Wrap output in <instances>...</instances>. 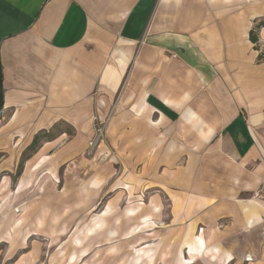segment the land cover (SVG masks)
<instances>
[{
	"label": "crops",
	"instance_id": "crops-1",
	"mask_svg": "<svg viewBox=\"0 0 264 264\" xmlns=\"http://www.w3.org/2000/svg\"><path fill=\"white\" fill-rule=\"evenodd\" d=\"M260 53L264 0H0V184L19 167L16 189L50 182L84 154L92 116L112 108L126 201L122 228L106 224L99 240V224L91 237L90 221L69 230L83 193L63 207L47 192H0V264H39L53 247L50 264H264ZM11 200L19 214L4 209ZM148 244L149 256L131 251Z\"/></svg>",
	"mask_w": 264,
	"mask_h": 264
},
{
	"label": "rangeland",
	"instance_id": "rangeland-1",
	"mask_svg": "<svg viewBox=\"0 0 264 264\" xmlns=\"http://www.w3.org/2000/svg\"><path fill=\"white\" fill-rule=\"evenodd\" d=\"M111 109L103 115L102 117L106 116L108 118V121L110 119V113L112 112ZM92 120V118H91ZM107 121V124H108ZM92 125V124H91ZM64 130L67 132L66 139H71L73 135V130L71 127H66ZM52 136V135H50ZM66 140V141H67ZM90 140V139H89ZM87 149L85 150L84 154L73 159L72 161H69L68 163H65L64 165L59 166L55 172L54 175L51 177L50 182L38 184V182L35 183H27L20 185L19 189H16V182H17V175L19 170L17 168L10 170L8 173H2V176H8L9 178L5 184H0V192H14L16 190L21 191L24 194H27L28 192H47L49 194H52L53 199L51 200L53 206L54 204H65L62 205L63 207L68 204V207H75L77 204V200L74 198L75 193L79 192V194L83 193L84 199L83 207L86 211V213L83 214V216H74L73 220H71V217H69V221L71 220L73 222V227H71L70 232L76 228L75 224H88L90 221V225L85 227L84 234L85 236L91 237V229L93 224H99L101 226L100 232H99V240L108 239L110 236V231L105 230L106 224L113 225L115 221L118 222L117 225H120L121 216L119 209H123L125 206L126 201L124 200L123 196H119L118 192L122 190H118L116 188L118 187H124V184L120 181L121 176L124 174V170L122 168L121 163L117 160H115V153L111 146H109L108 137H107V125H106V131H105V138L104 143L100 146V150L97 151L95 149L93 152L88 154V143H87ZM29 156V153H25L23 155V158H26ZM20 173V172H19ZM1 178V176H0ZM1 180V179H0ZM121 182V183H120ZM95 193V199L91 201V199L87 198V195H91ZM61 194L66 195V199L58 200L54 199V195ZM5 201L0 200V205L2 206ZM23 202V201H22ZM39 202V201H38ZM8 202H6L7 204ZM16 201L11 200L7 205L4 207L5 210L13 211V209H16L19 207ZM113 209H117L116 212H114L113 215L108 214L110 213L109 206ZM91 208L93 209L91 211ZM104 210V211H103ZM9 211V213H10ZM84 211V212H85ZM113 212V211H112ZM19 214L18 213H15ZM2 213L0 214V216ZM148 225H151V227H157L159 224L154 223L151 221L150 218H148L147 221ZM163 227V225H160ZM122 228V226L120 225ZM119 226L116 227L117 230L120 228ZM107 229V228H106ZM113 230V229H110ZM131 235L142 233V230L140 227H134L130 231ZM114 235L117 236V231L114 233ZM124 236V235H123ZM122 236V237H123ZM125 238H129V234H125ZM146 239L148 238L145 237ZM118 239V238H117ZM103 245V244H101ZM154 245V244H153ZM57 251V247H53L50 250H45L42 254L41 261L39 264H50V258L48 256H52ZM132 253L135 252H146L148 253L147 256L152 254V252L155 251V248H151V246L148 244L146 248H143V250L138 249H131ZM7 252L6 247L2 244H0V257H5ZM131 262H135V256H132ZM143 256H141L140 260L138 261L139 264L145 263L143 260ZM119 261H122L119 259ZM81 264V263H78Z\"/></svg>",
	"mask_w": 264,
	"mask_h": 264
},
{
	"label": "built area",
	"instance_id": "built-area-1",
	"mask_svg": "<svg viewBox=\"0 0 264 264\" xmlns=\"http://www.w3.org/2000/svg\"><path fill=\"white\" fill-rule=\"evenodd\" d=\"M107 121L108 118L106 116L102 117L96 113L92 116L91 124L93 134L88 141V154L93 152L95 149H99L104 143ZM253 198L264 205V178L259 189L253 194Z\"/></svg>",
	"mask_w": 264,
	"mask_h": 264
},
{
	"label": "trees",
	"instance_id": "trees-1",
	"mask_svg": "<svg viewBox=\"0 0 264 264\" xmlns=\"http://www.w3.org/2000/svg\"><path fill=\"white\" fill-rule=\"evenodd\" d=\"M249 39H250V41H251L255 46H257L258 38H257V34H256L254 31H251V32H250ZM259 57H260L261 59H264V54H263V53H260V56H259ZM38 141H39V137L37 136V137L34 139L32 145L29 147L28 150H33V149L35 148L36 144L38 143ZM20 168H21V167H19V169H18L19 172H20ZM19 172H18V174H19Z\"/></svg>",
	"mask_w": 264,
	"mask_h": 264
},
{
	"label": "bare ground",
	"instance_id": "bare-ground-1",
	"mask_svg": "<svg viewBox=\"0 0 264 264\" xmlns=\"http://www.w3.org/2000/svg\"><path fill=\"white\" fill-rule=\"evenodd\" d=\"M143 104V103H142ZM135 113V112H134ZM171 158V157H170ZM14 212L15 213H18L19 212V209L18 208H16V209H14ZM22 218H19L17 221H15L14 222V227L12 228V230H11V234H10V238H9V240L10 239H12V235L14 234L15 235V230L17 231L18 230V228L20 227V224L22 223ZM31 235V234H30ZM186 263H188V262H186Z\"/></svg>",
	"mask_w": 264,
	"mask_h": 264
},
{
	"label": "water",
	"instance_id": "water-1",
	"mask_svg": "<svg viewBox=\"0 0 264 264\" xmlns=\"http://www.w3.org/2000/svg\"><path fill=\"white\" fill-rule=\"evenodd\" d=\"M2 105H3V101H2L1 71H0V115L2 113Z\"/></svg>",
	"mask_w": 264,
	"mask_h": 264
}]
</instances>
